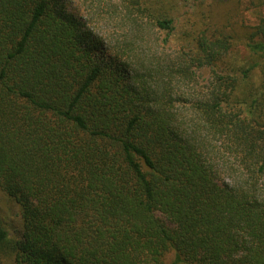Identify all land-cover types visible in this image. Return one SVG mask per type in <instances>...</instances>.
I'll return each mask as SVG.
<instances>
[{"label":"trees","instance_id":"1","mask_svg":"<svg viewBox=\"0 0 264 264\" xmlns=\"http://www.w3.org/2000/svg\"><path fill=\"white\" fill-rule=\"evenodd\" d=\"M0 190L13 264H264V0H0Z\"/></svg>","mask_w":264,"mask_h":264},{"label":"rangeland","instance_id":"2","mask_svg":"<svg viewBox=\"0 0 264 264\" xmlns=\"http://www.w3.org/2000/svg\"><path fill=\"white\" fill-rule=\"evenodd\" d=\"M105 25H101L99 31H104ZM0 224L9 232L10 236L17 237L21 233L20 208L16 202L7 197L0 190ZM0 264H13L8 257L0 255Z\"/></svg>","mask_w":264,"mask_h":264}]
</instances>
